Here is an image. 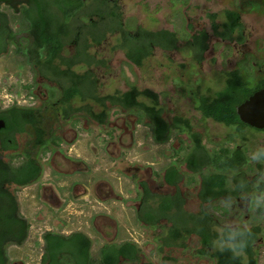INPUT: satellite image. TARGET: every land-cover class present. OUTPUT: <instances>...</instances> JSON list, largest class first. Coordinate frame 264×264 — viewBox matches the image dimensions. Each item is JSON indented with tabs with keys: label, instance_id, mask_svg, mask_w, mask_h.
<instances>
[{
	"label": "flooded vegetation",
	"instance_id": "flooded-vegetation-1",
	"mask_svg": "<svg viewBox=\"0 0 264 264\" xmlns=\"http://www.w3.org/2000/svg\"><path fill=\"white\" fill-rule=\"evenodd\" d=\"M68 1L75 2L79 7L69 16L72 19L71 28L66 24L65 29L59 30L58 21H61L60 26H64L65 18L59 13L56 0H0V58L9 59L13 54L20 60L24 59L27 65L24 72L32 74L30 84L20 85L18 82L19 89L17 87L16 91L5 96L6 100L0 99V194L5 196L2 204L7 206L6 212L14 205L15 210L10 213L16 217L52 218L58 213L67 212L69 204L75 202H81L89 212L90 168L84 159L82 161L72 158L67 152H63L60 145L66 144L67 141L63 135L57 134L64 128L60 127L59 119L63 120L65 125L79 121L86 125L93 122L99 131H102L101 129L110 124V112H126L122 118L123 131L120 127L117 128L115 132L118 135L109 143L111 148H115L113 154H108L106 148L104 154H108L107 158L112 160L110 169L120 174L129 184L126 192L131 196L125 197L120 190L115 192L113 185L101 180L100 184L105 189L103 193L107 197L103 202H116L126 209H131L135 224L143 228L145 235L151 237L150 243L154 244L155 251L185 249L187 241L194 239L199 246L194 255L197 258L204 257L212 264L215 262L209 256L199 253L203 249L213 251V248H204L201 244L200 231L204 221L210 225L212 234L213 231L221 234L225 229L232 232L240 229L249 232L253 227H259L252 244L254 257L258 262L259 250L256 249L255 243L258 239L264 243V148H248L246 141L249 142L251 135H246L245 129H259L247 125V128L239 131L236 127L225 126L206 115L201 109L202 104L205 101L210 104L215 91L211 94L208 92L211 88H208L207 92L203 93L199 89L202 84L198 80L186 82L189 84L188 88L185 86L179 90V95L184 100L183 103L178 100L180 106L178 104L172 108L169 102H163L157 96V110H160V118L164 123L162 141L155 138L157 128L154 116L151 124L147 119L138 123L136 115L115 107L106 100L102 106L99 102L90 101L86 95L83 99L77 97L78 104H75L76 97L67 104L62 99V91L69 85V79L63 76L59 79L54 72L64 74L70 71L81 75L93 73L94 69L105 66V61L99 59V65H94L91 58L96 60L97 54H91L89 51L90 48L101 46L107 37L119 36L123 42L125 34L130 37H142L145 32L166 31H145L138 27L134 35L131 34L129 26L122 19L118 0ZM95 3L99 6L94 8ZM112 12L120 17L118 21L108 17ZM107 20L114 24L101 32L99 37L92 38L87 34L88 29L96 30L97 26ZM234 34L237 33L226 36V39L219 36L218 38L227 42H237L240 38L244 42L242 34H237L236 38ZM206 36L208 40V35ZM57 41L62 43L59 53L53 54L51 50L45 49L49 42ZM125 44L124 41L123 45ZM125 47L127 50V46ZM71 49L72 53L65 58L64 53ZM156 50L167 56L172 51L153 45L145 57ZM205 52L200 54V60L196 58L197 53H187L191 56V61L200 64ZM50 58L54 59L49 62ZM254 68L262 70L260 66L253 64L250 67L238 66L223 72L220 84L224 83L226 74L233 71L240 74L243 80L248 77L256 81L264 80V77L254 73ZM79 69L82 71L79 72ZM18 73L22 75L21 72ZM52 76L55 78L53 81ZM212 85L213 82L207 87ZM131 86L134 85H129L128 89ZM189 95L191 98L186 101ZM91 113H103V123H98ZM147 122L149 124L145 125ZM138 125L147 128L148 138L153 145L163 148L161 156L153 155L152 162L145 168L127 162L126 171H119V166L123 163L118 157L129 147L124 136H131L134 127ZM215 125L231 130V135L224 140L225 144L222 141H214L217 136L209 135V128H214ZM258 132L264 133V129ZM164 151H169V154L166 155ZM162 159L163 163L158 162ZM225 160H229L231 164L226 162L228 164L224 165ZM75 176L87 179L83 182L77 179L69 180ZM218 177L224 178V187H219ZM21 181L24 183H19ZM97 185L94 190L98 189ZM99 217L113 222L116 229L113 215L105 213ZM215 219H236L248 224V227L224 226ZM253 221L255 225L250 227ZM82 233L90 239L85 232ZM176 233L178 237L174 238ZM107 244L118 243L110 242L102 246ZM214 245L215 249H220L224 244L215 242ZM242 255L243 262H247L246 254L242 252Z\"/></svg>",
	"mask_w": 264,
	"mask_h": 264
},
{
	"label": "rangeland",
	"instance_id": "rangeland-1",
	"mask_svg": "<svg viewBox=\"0 0 264 264\" xmlns=\"http://www.w3.org/2000/svg\"><path fill=\"white\" fill-rule=\"evenodd\" d=\"M56 1L57 9L62 16L65 12L63 7L68 4L63 0L62 4L59 3V0ZM118 4L122 19L129 26L131 34L134 35L138 27L145 31L164 29L173 32L178 38V42L176 49L172 50L168 56L156 50L150 56L144 57L140 66L133 65L126 58L127 50L123 45L124 41L131 50L138 49L141 45V42L135 37H130L127 34L124 35L123 42L119 36L107 37L101 46L90 48L91 54H97L96 60L105 61V66L101 65L100 68L93 71L97 79L99 96L110 95L115 91L124 92L129 85H134L139 90H151L157 94L161 101L169 102L173 108V106H178V104L180 106V103H183L184 100L179 95V90L185 86L188 88V82L198 80L202 84L199 89L206 93L208 88H211V91L208 92L212 94L223 86V82L220 84V80L223 79L221 75L223 72L238 66L250 67L253 64L262 68V70H257V67V69L254 68V73L259 77H264V0H118ZM96 6L99 5L93 4L94 8ZM225 10H234L240 13L243 43L221 41L216 32L213 31L209 15H216L214 23L218 25L217 32H222L221 25L225 21L223 16ZM58 23L59 30L65 29L66 24L70 25L71 28L72 19L65 18L64 26H60L61 21ZM113 24L114 22L107 20L106 23L97 26L96 30L88 29L87 34H90L92 38H97L101 32L111 28ZM201 31H205L208 35V48L199 64L191 61V56L187 53L190 51L187 42H193V35ZM110 34L111 32L108 33V36ZM233 36L236 38L237 34ZM201 42V38H198L196 44L194 42L197 55L200 52ZM72 51L73 49L65 52L64 57L70 56ZM26 66L24 59L20 60L13 54L9 56V59L2 60L0 58V99L6 100L5 96L16 91L18 82L20 85L31 83L32 74L24 72ZM81 71L79 69V72ZM18 72H21L22 75ZM53 79L55 78L52 76L51 80L53 81ZM217 80H219L218 83ZM212 82L214 85L207 87L208 85L211 86ZM247 82L252 87L257 84L256 80L249 77ZM76 83L84 94L90 95L92 89L89 81L82 80ZM189 98L191 95L187 97L186 101ZM179 99L180 103H178ZM90 101L92 100L90 99ZM78 103V98H75V104ZM115 113L110 112V124L101 129L102 131H99L98 126L93 122L86 125L79 121L65 125L66 123L59 119L60 127L64 128L57 134L63 135L67 141L66 144L60 145L63 152H67L72 158L82 161L84 159L90 168L91 192L89 195L91 202L89 212L81 202H75L69 204L70 207H68L67 212L58 213L52 218L27 216L25 219L29 224V230L26 240L19 246L7 245V264H41L44 244L42 235L46 232L68 235L74 231L85 232L90 237L92 240L91 252L94 257L103 244L110 242L120 244L128 240L135 243L141 250L140 259L134 264H212L204 257L197 258L194 255L197 248L199 249L194 239L187 241L185 249L155 251L154 244L150 243L151 237L145 235L143 228H139L135 224L131 209L124 208L120 203L103 202L107 197L103 193L105 189L100 184L101 180H106L113 185L115 192L120 190L125 197L131 196L126 192L129 184L120 174H116L113 169H110L112 160L107 158V155L113 154V149H115L111 148L112 145L109 144L118 135L115 131L119 127L122 131L124 128L122 118L125 117L126 112L123 114ZM214 128L212 126L209 128V135L217 136L218 138L214 141H222L225 144L224 140L231 135V130L218 125H215ZM147 132L145 126L138 125L134 127L131 136L128 134L124 136L129 147L118 157L123 163L119 166V171H126L127 162L136 163L138 164L135 165L136 167L145 168L152 162L153 155L161 156L163 148H157L153 145ZM245 134L253 136H250L249 142L246 141L248 148L253 150L258 147L264 148V133L247 128ZM105 148L108 150L106 156L104 154ZM164 152L166 155L169 154V151ZM158 162L163 163L164 160ZM59 168H62L61 165ZM75 179L83 182L87 178L75 176L69 180ZM96 185L98 189L94 190ZM242 202L244 203V201ZM105 213L113 215L117 231L113 222L99 217ZM215 220L224 226L241 225L248 227V224H243L236 219ZM252 225H255L254 221L250 223V227ZM255 244L256 249L259 250L258 264H264V243L258 239Z\"/></svg>",
	"mask_w": 264,
	"mask_h": 264
},
{
	"label": "trees",
	"instance_id": "trees-1",
	"mask_svg": "<svg viewBox=\"0 0 264 264\" xmlns=\"http://www.w3.org/2000/svg\"><path fill=\"white\" fill-rule=\"evenodd\" d=\"M63 1L68 4L63 7L65 9V12H63L64 18H69L79 6L68 0ZM59 3L62 4V0H59ZM223 16L225 18V21L221 25L223 31L217 32L218 25L214 23L216 15H209L213 31L223 39H226V36H230L233 33H237L241 36L242 25L240 22V13L234 10H225ZM108 17H111L113 21H118L120 19L114 12L108 14ZM142 36L144 37L142 38L141 35L135 37L136 40L141 42L140 47L138 49L134 48L133 50L127 47V52L125 54L126 58L135 66H140L142 64L143 58L150 52L153 45L159 46L162 49L174 50L178 42L176 35L168 31L145 32V35ZM198 38L202 39L200 52L196 57L197 60H200V54L205 52L208 47L206 43V32L201 31L198 35L193 36V42L188 41L187 44L191 52L197 53L195 44ZM237 42L242 43L243 40L239 38ZM47 45L45 49L51 50L53 54L59 53L62 48V43L58 41L49 42ZM125 46H127V44H125ZM53 59L54 58H50L49 62ZM91 61L92 63L94 61V65H99L100 63L92 58ZM54 74L59 79L62 76L63 78L69 79V85L62 91V99L65 100L67 104L75 97L83 99L86 95L92 101L101 103L102 106H104V101L106 100L113 106L136 115L138 123H143L144 119H147L151 124L152 116H154V123L157 128L155 138L160 141L164 140V123L160 118V110H157L158 97L155 93L148 89L139 90L137 87L131 86L125 92L120 93L117 91L113 95L102 97L98 95L97 79L93 73L77 75L68 71L64 74L61 72H54ZM45 76L48 77V75ZM82 80L89 81L92 89L90 95L84 94L80 86L77 85L76 82ZM260 88H264V80H258L256 86L252 87L247 80H243L236 71L229 72L226 74L223 86L213 93L214 95L211 97L213 101L210 104L207 103L208 101H205L201 109L206 115L213 117L225 126L236 127V129L242 131L248 126L239 121L235 108L246 100L254 91ZM91 116L100 124L103 123L105 117L103 113H91ZM148 124L147 122L145 125ZM226 162H229V160H225L223 164H228ZM230 164L231 162H229L228 165ZM218 180L220 183L219 187H224L226 183L224 178L218 177ZM19 183L24 182L21 181ZM4 198L5 196L0 194V264H7V245H22L26 240L29 230V224L26 219L16 217L10 213V211L12 212L15 210L14 203H12L13 207L10 208V211L6 212L8 210L6 208L7 206L2 204V199ZM258 228L259 227H253L249 232L241 229L237 232H232L225 229L221 234L215 231H213L212 234L210 225H207V222L204 221L200 231L202 236L201 244L204 248H213V251L208 252L206 249H203L199 251V253L209 256L215 264H258L257 258L254 257L255 252H253L252 249V244L258 233ZM173 236L177 238L178 234L176 233ZM42 240L44 244L41 264H134L139 261L141 255V250L135 243L123 242L120 244H107L102 246L96 257H94L91 252V240L82 232H74L69 235L46 232L42 235ZM215 242L224 245L220 249H215ZM242 252L246 254L248 258L247 262H243Z\"/></svg>",
	"mask_w": 264,
	"mask_h": 264
},
{
	"label": "water",
	"instance_id": "water-1",
	"mask_svg": "<svg viewBox=\"0 0 264 264\" xmlns=\"http://www.w3.org/2000/svg\"><path fill=\"white\" fill-rule=\"evenodd\" d=\"M239 120L255 129H264V88L255 91L236 108Z\"/></svg>",
	"mask_w": 264,
	"mask_h": 264
}]
</instances>
